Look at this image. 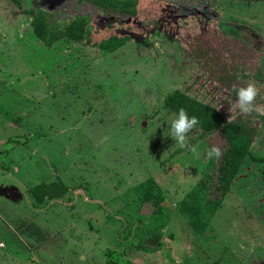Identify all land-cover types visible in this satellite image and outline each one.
Segmentation results:
<instances>
[{"label": "rangeland", "instance_id": "374dc122", "mask_svg": "<svg viewBox=\"0 0 264 264\" xmlns=\"http://www.w3.org/2000/svg\"><path fill=\"white\" fill-rule=\"evenodd\" d=\"M172 1L185 13L216 10L223 26L249 29L264 52V0ZM33 5L0 0V264H264V161H245L203 233L176 209L210 166L205 141H193L199 132L186 133L183 147L169 136L165 96L182 89L228 120L241 113L236 96L159 31L113 53L70 41L47 47L23 13ZM262 126L252 148L260 158ZM151 175L168 208L156 223L134 192ZM53 181L68 192L33 196V186ZM163 221L153 252L126 239Z\"/></svg>", "mask_w": 264, "mask_h": 264}, {"label": "trees", "instance_id": "16d2710c", "mask_svg": "<svg viewBox=\"0 0 264 264\" xmlns=\"http://www.w3.org/2000/svg\"><path fill=\"white\" fill-rule=\"evenodd\" d=\"M34 4L23 9V13L31 18L34 35L47 47L70 41L113 53L129 43L144 42L159 31L172 37L204 68L215 85L227 89L231 95L236 96V89L249 84L256 88L257 95L250 110L229 120L217 107L182 89H175L165 96L166 109L174 114L183 109L187 116L196 118L197 123L187 134L199 132L200 137L193 138L194 144L198 142L196 138L203 139L206 144L203 158L210 168L200 175L185 200L176 206L189 219L193 229L203 233L239 178L245 161H264L252 150L264 125V52L257 47L253 33L249 29H227L214 9L185 13L172 0H34ZM148 9L151 10L142 15ZM101 15L128 26L137 21L139 26L131 29L116 24L107 27L102 23V27L95 19ZM116 29L117 32L99 41L92 40L97 31ZM213 148L218 154L209 155ZM31 190L38 199L58 200L69 189L61 181H53L40 182ZM134 192L140 212L151 209L152 223L161 216L163 220L167 219L166 196L157 177H147L134 187ZM160 223V229L150 228L141 233L137 230L126 239H138V248L153 252L162 243L161 231L166 223Z\"/></svg>", "mask_w": 264, "mask_h": 264}, {"label": "clouds", "instance_id": "9594fccd", "mask_svg": "<svg viewBox=\"0 0 264 264\" xmlns=\"http://www.w3.org/2000/svg\"><path fill=\"white\" fill-rule=\"evenodd\" d=\"M235 107L241 112L250 110L251 104L257 95L256 88L249 84L246 87L236 89ZM197 123L195 117H189L183 109H179L170 119L169 136L174 138L176 143L183 147L186 139L185 134ZM217 153L218 150L213 148L209 155Z\"/></svg>", "mask_w": 264, "mask_h": 264}, {"label": "crops", "instance_id": "0c3cea01", "mask_svg": "<svg viewBox=\"0 0 264 264\" xmlns=\"http://www.w3.org/2000/svg\"><path fill=\"white\" fill-rule=\"evenodd\" d=\"M4 224L1 225V229L3 228Z\"/></svg>", "mask_w": 264, "mask_h": 264}, {"label": "built area", "instance_id": "2783aa9c", "mask_svg": "<svg viewBox=\"0 0 264 264\" xmlns=\"http://www.w3.org/2000/svg\"><path fill=\"white\" fill-rule=\"evenodd\" d=\"M0 246H2L1 242H0Z\"/></svg>", "mask_w": 264, "mask_h": 264}]
</instances>
